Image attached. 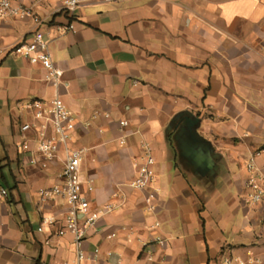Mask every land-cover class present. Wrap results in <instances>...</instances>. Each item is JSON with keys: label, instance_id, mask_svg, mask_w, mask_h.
<instances>
[{"label": "crops", "instance_id": "obj_1", "mask_svg": "<svg viewBox=\"0 0 264 264\" xmlns=\"http://www.w3.org/2000/svg\"><path fill=\"white\" fill-rule=\"evenodd\" d=\"M13 3L43 22L0 21V264L74 259L73 235L58 234L67 203L40 196L63 182L65 153L43 165L26 107L56 96L76 117L70 144L84 149L92 208L114 205L87 231L84 249L99 256L83 264H219L225 253L264 264V201L244 200L248 164L264 171V0H84L74 19L57 0ZM38 29L63 71L57 85L11 52ZM143 142L155 180L135 188Z\"/></svg>", "mask_w": 264, "mask_h": 264}, {"label": "built area", "instance_id": "obj_2", "mask_svg": "<svg viewBox=\"0 0 264 264\" xmlns=\"http://www.w3.org/2000/svg\"><path fill=\"white\" fill-rule=\"evenodd\" d=\"M45 1V0H37ZM59 11L74 19L77 8L84 0H57ZM107 3H119L123 0H101ZM9 16L19 18L31 17L37 24L43 22L40 15L33 11L31 7L14 5L13 0H0V21ZM75 29V22L71 21L64 27V32ZM12 53L28 57L34 63H41L50 72V78L54 85L61 80L63 71L58 68L49 51V40L45 37L41 29L36 30L32 38L28 41H21L15 44ZM26 107L33 112L34 117L40 120L38 129V140L36 152L44 159L43 165H47L49 160L57 156L61 148L65 153L64 165L61 173L63 182L51 187L43 188L40 196L44 200L62 198L68 205V212L65 216V224L59 229L58 234L71 233L74 238V259L71 264H83L86 260L96 259L99 256V249H95L90 256L84 249L87 231L96 225L101 217L111 212L114 208L112 203L92 208L87 192L94 189L92 179H84L82 176V161L84 149L71 146L70 142L76 128V117L70 112L64 102L57 96L50 99H35L26 104ZM122 126L128 124L127 120H122ZM34 125L25 123L21 126L24 139L21 147L23 150H30V140L26 131L32 129ZM48 128H51L52 136L47 135ZM142 161L139 163L136 177L129 183L135 188H144L151 185L155 180L152 166L155 162L152 146L148 142H143ZM264 153V148L257 152V155ZM251 175L246 180L245 202L256 204L264 201V171L259 168L253 160L248 164ZM0 193L7 195L5 188L0 189ZM261 259L255 256L244 258L239 255L225 253L221 256L219 264H259Z\"/></svg>", "mask_w": 264, "mask_h": 264}, {"label": "water", "instance_id": "obj_3", "mask_svg": "<svg viewBox=\"0 0 264 264\" xmlns=\"http://www.w3.org/2000/svg\"><path fill=\"white\" fill-rule=\"evenodd\" d=\"M186 119H187L189 125H191V126L196 125L198 123V121H199L197 118H193V117H191V118L190 117H186Z\"/></svg>", "mask_w": 264, "mask_h": 264}]
</instances>
